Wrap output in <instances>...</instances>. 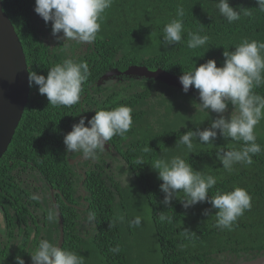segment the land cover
Returning a JSON list of instances; mask_svg holds the SVG:
<instances>
[{
    "label": "trees",
    "instance_id": "16d2710c",
    "mask_svg": "<svg viewBox=\"0 0 264 264\" xmlns=\"http://www.w3.org/2000/svg\"><path fill=\"white\" fill-rule=\"evenodd\" d=\"M2 8L30 92L0 158V264H143L150 245L160 264L264 255V115L256 129L206 111L211 98V108L218 98L264 109V0H2ZM40 13L65 42H50ZM130 65L191 78L193 89L103 78ZM175 91L198 104L176 103ZM107 145L127 179L112 173ZM57 211L63 242L45 263L58 244Z\"/></svg>",
    "mask_w": 264,
    "mask_h": 264
},
{
    "label": "water",
    "instance_id": "95a60500",
    "mask_svg": "<svg viewBox=\"0 0 264 264\" xmlns=\"http://www.w3.org/2000/svg\"><path fill=\"white\" fill-rule=\"evenodd\" d=\"M120 73L154 78L185 91L193 89L191 78L172 74L161 68L151 70L145 65H130L123 72L114 68L103 75V78ZM29 83V73L20 39L11 20L3 11L2 0H0V158L6 152L23 114L30 92ZM57 215L60 227L58 244L45 263L52 260L63 242L62 219L58 211ZM234 264H264V255L241 260Z\"/></svg>",
    "mask_w": 264,
    "mask_h": 264
},
{
    "label": "rangeland",
    "instance_id": "374dc122",
    "mask_svg": "<svg viewBox=\"0 0 264 264\" xmlns=\"http://www.w3.org/2000/svg\"><path fill=\"white\" fill-rule=\"evenodd\" d=\"M38 17L40 19L39 21L41 22V19H43L42 13H40L38 15ZM59 23H60V20H56V25H58ZM41 27L44 28V33L47 36V38L50 39V42L55 43L58 38L62 39V41L65 42L66 31L63 30L62 32L53 33L49 30H46V27H45L44 23H42V22H41ZM112 80H114V79H112ZM191 91H188V92H191ZM183 94H184V92L175 91V93H174L175 99L177 98L176 103L179 102L178 100H182V101L185 100L186 97H184L185 95H183ZM209 98H211V97H209ZM225 98H227V96H225ZM196 100H197V102L194 101V102L189 103V102L184 101V103L186 102L188 105H194L195 106L198 104V99H196ZM209 102L211 103V106H212V98H211V101H209ZM213 102L216 105H213L212 108H211V106H208L206 108V111L208 112V114L210 116L213 115V113H215V112L220 114V115L217 114L216 116H222V115L224 117L230 116L231 119H228V122L231 123V125H235V126H240L246 121L247 125L249 124V126L257 129L259 127V125L263 124V123H261L260 118L263 117V115H264V109L263 110L260 109L261 105H259L257 107L252 106L250 108L246 107L245 109L238 111V109H235L234 106H231V107L220 106L218 104V102H220L218 98H214ZM246 106H249V105H246ZM157 108H158V106H156V109ZM217 108H220V109H217ZM218 110H220V111H218ZM251 110H253V112H251ZM240 122H241V124H240ZM95 130L98 134L97 137L99 139L100 133L97 129H95ZM105 147H107V148H105V150L102 148V153L106 154V156H104L105 159H107V161L111 163V165L113 167L112 173H114L119 179H122L121 176L124 177V179H127L129 177V175L126 172H124L122 170V175L120 176L119 171H118L119 168H124L125 164L119 159V157L117 156V154L113 148L109 147L108 145ZM76 159L77 158L73 159V161H75ZM33 178L34 177L30 176L29 180L31 181ZM36 185L42 186L41 180L40 181L36 180ZM82 223H84V226L88 225V222L85 220H83ZM151 246H153V245L145 246V248H144V251L142 254L143 264H160L159 259H158L159 258L158 254Z\"/></svg>",
    "mask_w": 264,
    "mask_h": 264
},
{
    "label": "clouds",
    "instance_id": "9594fccd",
    "mask_svg": "<svg viewBox=\"0 0 264 264\" xmlns=\"http://www.w3.org/2000/svg\"><path fill=\"white\" fill-rule=\"evenodd\" d=\"M184 92H185V90H184ZM50 191H51V194H52V191H53V190H52V189H50ZM61 246H62V245H61ZM56 247H57V246H56ZM60 248H61V247H60ZM55 250H56V248H55ZM57 253H58V252H57Z\"/></svg>",
    "mask_w": 264,
    "mask_h": 264
}]
</instances>
